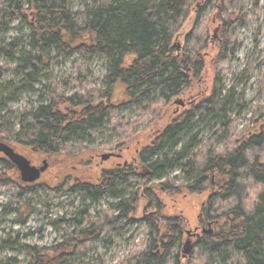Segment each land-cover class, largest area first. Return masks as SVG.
Instances as JSON below:
<instances>
[{
	"label": "trees",
	"instance_id": "16d2710c",
	"mask_svg": "<svg viewBox=\"0 0 264 264\" xmlns=\"http://www.w3.org/2000/svg\"><path fill=\"white\" fill-rule=\"evenodd\" d=\"M74 1L0 0V37L17 19L25 20L30 32L32 55L0 40V55L18 62L16 75L34 82L42 61L51 54L60 61L77 55L105 64L100 88L89 83L84 93L71 96L54 88L34 110L23 109L16 131V124L5 116V106L26 89H16L12 82L0 86V143L41 154L54 168L56 183L52 187L39 181L21 182L11 175L17 172L15 166L0 154V193L13 188L16 198L41 187L47 204L56 189L79 192L88 202L107 197L115 203L93 218L85 206L67 221L71 232L57 245L10 247L25 256L15 264L76 261L106 233L132 225L140 200L143 226L132 239L140 234L142 238L118 264H264V111L258 118L262 130L234 139V124L228 117L230 90L222 95L215 74L234 52L247 14L246 1L97 0L93 7L73 12L69 5ZM210 8L209 24L218 27L214 43L203 22ZM188 20L192 21L185 37L189 48L178 53L173 39ZM208 63L210 82L203 75L208 73ZM249 76L244 74L243 81ZM199 86H204L202 95ZM116 91L123 98L117 105ZM178 98H186L189 104L172 115L170 106ZM127 107H135L139 118L128 122L131 117L126 116L118 124L113 122V112ZM209 119L218 126L203 144L188 143L175 152L185 131ZM145 121L151 127L137 155V169L112 167L91 176L83 171L84 164L79 175H70L69 164L85 152L83 143L100 130L116 137L108 150H118L133 141L134 128ZM172 171L179 172L168 178ZM188 195L204 199L197 216L201 232L184 257L186 217L168 204Z\"/></svg>",
	"mask_w": 264,
	"mask_h": 264
},
{
	"label": "rangeland",
	"instance_id": "374dc122",
	"mask_svg": "<svg viewBox=\"0 0 264 264\" xmlns=\"http://www.w3.org/2000/svg\"><path fill=\"white\" fill-rule=\"evenodd\" d=\"M247 6V14L243 25L239 28L237 39L233 47V54L227 59L221 69L216 71L217 85L224 92L230 90V111L229 120L233 122L234 128L232 137L234 139L243 137L249 131L256 129L262 130L263 124L259 121V115L264 111V0H245ZM97 0H77L71 2L69 9L73 12H80L91 8ZM212 9H208L204 21L209 27V35L214 43L217 38V32L214 31L217 23L209 24L212 17ZM192 21L188 20L174 36L173 44L179 46L178 53L182 49L189 48V44L185 42V37L190 32ZM29 29L27 23L23 19L13 21L2 32L0 40L5 43H12L14 50L18 48L30 53L29 49ZM16 44V46H15ZM10 48L9 51L12 49ZM18 54V55H17ZM14 55L15 59L19 58V53ZM32 55V53H30ZM18 66L16 60L6 59L0 55V68L3 75L0 77V86L7 82H12L16 89L24 88L13 101L6 103L5 116L8 122L16 124L13 130H17L18 117L23 109L28 111L34 110L36 106L43 103L45 95L54 88L62 92L64 96H71L76 92L84 93L86 90L84 85L93 84L95 88L102 86V79L105 74V64L99 59L82 60L79 56L74 55L65 61L55 59V54H51L48 60L42 61V66L38 68L37 75L32 82L28 77L18 76L14 69ZM208 73L203 74L210 82V64L207 65ZM251 72V73H249ZM209 74V75H208ZM244 74H250L246 82L243 81ZM207 82L206 84H210ZM198 95L204 93V86L198 87ZM11 99L9 96H5ZM121 93L116 91L113 102L117 105L123 102ZM176 101H182L183 106L176 105ZM186 98H178L173 100L170 106V113L176 115L189 104ZM130 116L128 122L137 120L139 115L135 112V107H127L126 109H117L113 112L112 120L120 123L123 118ZM218 124L211 121H205L191 127L187 132L182 134L181 143L175 150L178 152L180 148L191 143L194 146L203 144V142L217 128ZM151 124L145 121L134 128V139L132 142L122 145L124 150L123 159L130 161L135 156L136 150H140L142 145L148 141L147 134ZM257 131V130H256ZM116 142V137L109 134L106 129L100 130L91 140L84 142L85 152L80 154L76 161L69 164L72 169L71 174L77 176L80 174L79 169L85 164L87 168L86 174L97 175L102 169L115 167L118 160L109 158L101 161L100 157L106 154L119 155L118 150H108L109 145ZM14 150L25 156L33 166H41L44 157L35 151H26L20 147H14ZM190 148L188 149L189 152ZM196 148L190 150V154L194 153ZM112 156V155H111ZM187 159V158H186ZM48 169L41 175L38 180L54 187V175L48 159ZM186 160L181 161L183 164ZM57 162L54 163L56 165ZM62 164V163H60ZM70 169V170H71ZM179 171H172L168 174V178H174ZM84 174V173H81ZM10 175V174H9ZM19 177V172L11 174ZM90 176V177H91ZM141 182V181H140ZM158 183L152 181V184ZM180 184L177 181L176 184ZM150 183H148L149 185ZM41 188V187H40ZM37 189L35 192L27 191L19 197H14V189H7L0 193V264H15L25 260V256L18 254L10 247L17 244H26L29 246L52 247L63 242L71 232V227L67 224L68 220L74 218L75 215L87 206V215L90 217H100V214L107 209L115 201L107 197L97 202L84 201L83 195L79 192L64 191L56 189L55 197L47 204V194L43 189ZM203 197L196 195H188L178 197L168 204L174 208L177 213L182 212L186 217L187 227L185 229V241L189 240L193 243L195 237H189L187 232L194 233L198 229V211L203 201ZM144 202L140 200L137 210L134 214V223L121 231L111 230L106 233L101 241H95L91 244L90 249L79 255L76 261L70 264H118L132 250L135 242L142 238V234L132 238L136 234L138 228H142L141 210ZM176 207V209H175ZM171 208V209H172ZM173 210V211H174ZM109 241V244L105 242ZM213 264H218L215 262Z\"/></svg>",
	"mask_w": 264,
	"mask_h": 264
},
{
	"label": "water",
	"instance_id": "95a60500",
	"mask_svg": "<svg viewBox=\"0 0 264 264\" xmlns=\"http://www.w3.org/2000/svg\"><path fill=\"white\" fill-rule=\"evenodd\" d=\"M217 28L214 31V37L215 33L217 32ZM179 48V46H176ZM178 51V49H177ZM176 105L183 106L182 101H176ZM0 154H2L7 160L10 161V163L15 166L17 171L19 172V178L20 181L26 184H32L38 181L41 177V175L48 169V162L44 159L41 162V166L36 167L31 164V162L20 153L16 152L14 148L11 146L0 143ZM111 157V154L102 155L100 157L101 161H106ZM208 233H211V230L207 231ZM187 235L190 237H198L199 234L197 233V229L194 230V233L187 232ZM191 243L189 240L185 241L183 248H182V255L185 257L189 255L191 251Z\"/></svg>",
	"mask_w": 264,
	"mask_h": 264
},
{
	"label": "flooded vegetation",
	"instance_id": "af4514ba",
	"mask_svg": "<svg viewBox=\"0 0 264 264\" xmlns=\"http://www.w3.org/2000/svg\"><path fill=\"white\" fill-rule=\"evenodd\" d=\"M118 151H119L118 152L119 155H115L114 153L113 154L111 153L112 156L110 157V158H115V159H118V160H123L122 162H118L115 167H117V168L123 167L125 169H129V168L137 169V155L139 153V150H136L135 156L133 158H131L130 161H127V160H124L123 159V154L122 153H124L123 152L124 150H122L121 148H119ZM197 232H198V229H197Z\"/></svg>",
	"mask_w": 264,
	"mask_h": 264
}]
</instances>
